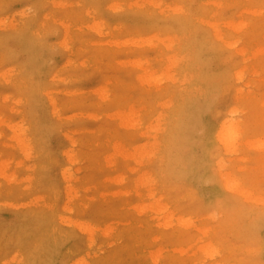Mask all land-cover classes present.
Masks as SVG:
<instances>
[{
	"label": "rangeland",
	"instance_id": "rangeland-1",
	"mask_svg": "<svg viewBox=\"0 0 264 264\" xmlns=\"http://www.w3.org/2000/svg\"><path fill=\"white\" fill-rule=\"evenodd\" d=\"M85 262L264 264V0H0V264Z\"/></svg>",
	"mask_w": 264,
	"mask_h": 264
},
{
	"label": "bare ground",
	"instance_id": "bare-ground-1",
	"mask_svg": "<svg viewBox=\"0 0 264 264\" xmlns=\"http://www.w3.org/2000/svg\"><path fill=\"white\" fill-rule=\"evenodd\" d=\"M212 25H213V23H212ZM214 26H215V25H214ZM221 36H222V35H221ZM227 41H228V38H227ZM222 42H224V41H222ZM228 42H229V41H228ZM228 42H227V43H228ZM224 43H225V42H224ZM231 43H233V41H231ZM228 44H229V43H228ZM144 61H145V60H144ZM144 61L142 60L143 63H144ZM138 62H139V61H138ZM142 62H141V63H142ZM120 63H121V62H120ZM122 64H123V63H122ZM125 64H126V63H125ZM134 65L137 66V65H139V64H137V62H136V64H134ZM140 65H141V66H140L141 68H144V67H145V65H144V67H143L142 64H140ZM131 66H132V65H131ZM140 67H137V68H140ZM143 70H144V69H143ZM162 72H163V71H162ZM165 72H166V71H165ZM162 74H164V73H162ZM162 74H161V77L163 76ZM157 75H158V74H157ZM157 75H156V77H157V81L154 80V78H153V80L156 81V82H158V79H161V77H160V76L158 77ZM159 75H160V74H159ZM140 76H141V75H140ZM142 76H143V75H142ZM152 76L155 77L154 74H153ZM156 77H155V79H156ZM141 78L143 79L144 77H141ZM137 80H139V79L137 78ZM144 80H145V79H144ZM139 81H140V80H139ZM151 81H152V80H151ZM160 81H161V80H160ZM137 82H138V81H137ZM142 82H143V80H142ZM145 82H146V81H145ZM145 82H144V83H145ZM141 85H144V84H141ZM141 85H140V87H141ZM145 85H146V83H145ZM235 109H237V108H235ZM234 114H235V113H234ZM129 115H130V114H129ZM129 115H128V117H129ZM121 118H122V117H121ZM121 118H120V119H121ZM129 118L131 119L132 116H130ZM126 119H127V118H126ZM132 119H133V120H131V121H134V118H132ZM127 120H128V119H127ZM127 120H126V121H127ZM131 121H130V123H131ZM228 122H229V121H228ZM228 122H227V123H228ZM133 123H135V122H132V124H133ZM221 123H222V122H221ZM125 124H126V122H125ZM134 125H135V124H134ZM228 128H229V129L231 128L230 131H232V129H235V123H231L230 127H229V126H226V127L223 126V127H222V130H221V132L219 133V140H220L221 142H225V143H226L227 138H226V134H225V133L227 132L226 129L228 130ZM237 129H238V127H237ZM238 132H241V130L238 131ZM238 132H237V130H236L235 134L238 133ZM235 136L237 137V136H239V134H238V135H235ZM235 136H234L233 138H235ZM231 138H232V137H231ZM231 138H230V139H231ZM232 140H233V139H232ZM232 140H230V141L232 142ZM235 140H236V139H235ZM235 140H234V141H235ZM238 141H239V137H238ZM231 142H230V144H231ZM235 143H236V142H235ZM230 146H232V145H230ZM233 146L235 147V145H233ZM228 147H229V146H228ZM234 147H233V149H234ZM237 148H238V145H237ZM233 149H232V150H233ZM226 150H227V148H226ZM229 151H230V150H229ZM229 151H228V152H229ZM120 152H121V151H120ZM120 155H121V153H120ZM69 156H70V155H69ZM71 157H72V156H71ZM133 157H135V156L133 155ZM65 173H66V172H65ZM68 174H69V173H68ZM67 177H68V176H67ZM69 177H71V176H69ZM121 179H122V178H121ZM116 181H117V180H116ZM165 207H166V206H165ZM160 209H162V208H160ZM163 209H164V208H163ZM159 211H160V210H159ZM159 211H158V213H159ZM162 211H163V210H162ZM163 213H164V212H163ZM161 214H162V213H161ZM180 220H181V219H180ZM189 220H190V218H189ZM170 221H171V220H170ZM185 221H187V220H185ZM178 222H179V221H178ZM180 223H181V222H180ZM189 223H190V222H189ZM185 224H186V223H185ZM190 224L192 225V223H190ZM190 224H189V225H190ZM109 229H110V228H109ZM159 255H160V254H159ZM79 256H80V255H79ZM83 257H84V255H82V258H83ZM84 260H85V259H84ZM84 260H83V261H84ZM81 263H82V262H81ZM86 263H87V262H85V264H86Z\"/></svg>",
	"mask_w": 264,
	"mask_h": 264
}]
</instances>
